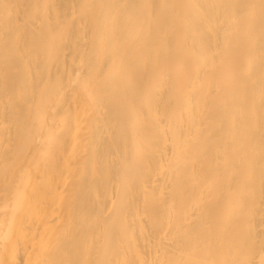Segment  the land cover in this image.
Segmentation results:
<instances>
[{
  "label": "bare ground",
  "instance_id": "bare-ground-1",
  "mask_svg": "<svg viewBox=\"0 0 264 264\" xmlns=\"http://www.w3.org/2000/svg\"><path fill=\"white\" fill-rule=\"evenodd\" d=\"M0 264H264V0H0Z\"/></svg>",
  "mask_w": 264,
  "mask_h": 264
}]
</instances>
